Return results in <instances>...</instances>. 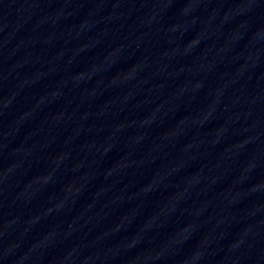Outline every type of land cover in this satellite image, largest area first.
Wrapping results in <instances>:
<instances>
[{
    "label": "water",
    "instance_id": "1",
    "mask_svg": "<svg viewBox=\"0 0 264 264\" xmlns=\"http://www.w3.org/2000/svg\"><path fill=\"white\" fill-rule=\"evenodd\" d=\"M0 264H264V0H0Z\"/></svg>",
    "mask_w": 264,
    "mask_h": 264
}]
</instances>
